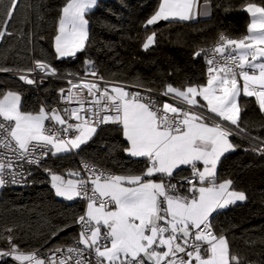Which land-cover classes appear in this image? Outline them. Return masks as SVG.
Returning <instances> with one entry per match:
<instances>
[{
  "label": "snow or ice",
  "instance_id": "snow-or-ice-1",
  "mask_svg": "<svg viewBox=\"0 0 264 264\" xmlns=\"http://www.w3.org/2000/svg\"><path fill=\"white\" fill-rule=\"evenodd\" d=\"M97 6L98 0H67L60 9L53 37L57 60L74 59L86 51L90 42L86 16ZM211 6V0L203 4L200 0H160L143 27L208 17ZM18 7L19 0H0L4 15L0 40L12 35L7 24ZM244 10L251 16L248 35L233 39L221 33L213 47L194 53V59L203 56L207 65L206 84L181 89L167 83L159 91L160 96L179 98L188 108L167 101L160 104L152 95L157 90L143 83L105 81L87 57L83 76L60 73L43 60H35L34 68L15 70L27 85L38 83L30 77L39 71L67 78L69 87L58 93L65 107L42 103L38 111L23 110L22 93L0 91V188L24 186L32 175L29 169L39 167L49 156L78 155L107 124L119 126L127 142L123 151L131 158H143L145 168L139 174L117 175L84 157L82 171L67 173L73 178L45 168L57 197L86 201L84 213L74 220L80 228L78 238L43 253L39 248L26 252L13 243L15 226L8 227L6 236L0 234V240L8 242L6 250L0 249L3 264L9 258L15 264H241V257L231 254L223 231H214L212 220L214 213L247 200L244 191L233 187L232 179L220 180L217 172L221 159L240 147L232 138L248 135L241 126V95L254 97L264 113V6L248 3ZM156 43L153 31L142 49L148 51ZM9 71L13 69L0 68V72ZM195 108L206 109L219 119L209 122L211 118ZM251 140L258 141V146L244 151L264 155V139ZM182 166L191 170L190 176L171 183ZM181 181L187 184V194L181 192L185 187Z\"/></svg>",
  "mask_w": 264,
  "mask_h": 264
},
{
  "label": "trees",
  "instance_id": "trees-1",
  "mask_svg": "<svg viewBox=\"0 0 264 264\" xmlns=\"http://www.w3.org/2000/svg\"><path fill=\"white\" fill-rule=\"evenodd\" d=\"M66 2L19 0V7L7 24L12 35L0 40V68L13 69L0 72V91L22 93L25 111H38L42 103L58 106L59 89L68 85L67 80L61 78H49L37 86L27 85L10 73L32 68L35 60L51 63L60 73L78 72L83 76L87 57L95 62L105 81L127 85L143 83L158 92L167 83L181 89L204 84L207 65L203 56L194 59V53L201 47L208 48L221 33L233 39L246 36L250 21L244 10L246 4L264 6V0H211V15L207 18L189 22L161 21L146 30L144 22L157 9L160 0H99L98 6L86 16L90 27L86 51L74 59L57 60L53 37L60 9ZM3 19L0 8V20ZM153 31L157 32V43L144 51L142 44ZM239 103L244 109L241 126L247 129L248 135L232 138L240 147L221 159L217 172L220 180L232 179L233 187L244 191L247 200L214 213L212 223L217 234L223 231L227 236L230 252L241 257V264H264V155L244 151L258 146L259 142L251 137L264 139V113L260 112L254 97L241 95ZM126 146L119 126H101L78 155L49 156L35 168L30 185L2 188L0 234L6 236L5 229L15 226L13 243L26 252L39 248L43 253L54 245L72 244L79 235V226L74 220L84 212L85 204L79 199L68 202L57 197L44 169L67 176L69 171L78 170L77 160L84 157L117 175L129 171L139 174L145 168V161L127 156L123 151ZM189 172L188 167L177 170L171 183L177 184L178 178ZM186 189L187 184L181 192ZM54 232L57 235L52 236ZM7 246L6 239L0 240V249L5 250ZM8 264L15 262L8 259Z\"/></svg>",
  "mask_w": 264,
  "mask_h": 264
},
{
  "label": "built area",
  "instance_id": "built-area-1",
  "mask_svg": "<svg viewBox=\"0 0 264 264\" xmlns=\"http://www.w3.org/2000/svg\"><path fill=\"white\" fill-rule=\"evenodd\" d=\"M215 43H216V41L213 43V44H211L209 47H213L214 45H215ZM208 47V48H209ZM35 67V65H34V62L32 63V68H34ZM10 73H12V74H14V75H17V76H19V74L20 73H18V72H10ZM30 78H34V79H36L37 81H38V83L36 84V85H34V86H37L40 82L39 81H41V79H43V82L42 83H45V82H47V80L49 79V78H58V77H52V76H45L44 74H42V73H40L39 71H36V72H33L32 74H31V77ZM61 79H64V80H67V78H61ZM69 87V85H66V86H64V87H62V88H64V89H67ZM133 91H136V90H140V91H143V89H136V88H133V87H130ZM85 95H86V92H85ZM152 95H154L155 97H156V99L159 101V103H160V99L162 98V97H164V96H160L159 95V92L158 91H156V92H154V93H152ZM182 103V105H181V107L182 108H188L189 106L188 105H186L184 102H181ZM59 105H64L63 103H61L60 101H59ZM65 106V105H64ZM72 106H76V105H72ZM193 111H203L204 112V114H206L208 117H210L211 119H210V121H212L213 122V120H218L219 118L218 117H215V114H212V113H209V112H207V110L206 109H203V110H201V109H199V108H195V109H192ZM102 126H118V125H113V124H107V125H102ZM48 159V158H47ZM47 159H45V160H43L42 161V163L44 162V161H46ZM89 162V161H88ZM90 163H92V162H90ZM77 164H78V170H81L82 171V169H81V159H78L77 160ZM99 168H101V169H104L105 171H107V172H111V173H113L112 171H110L109 169H107V168H103V167H100V166H98ZM35 168H37V166H32L29 170L31 171V173H32V175L30 176V177H28V182L24 185V186H28V185H30L31 183H32V181H33V172H34V170H35ZM55 172H57L58 174H61L62 175V173H60V172H58V171H55ZM82 174H83V172H82ZM114 174V173H113ZM190 174H191V170H190V172H189V174H187V175H185V176H190ZM178 181H180V178H178ZM181 182H183V181H181ZM183 183H185L186 184V182H183ZM9 186H14V187H24V186H20V185H7V186H5V187H3V188H6V187H9ZM2 189V188H1ZM182 193H184L185 194V192H182ZM80 200V199H79ZM80 201H82L84 204H85V206H86V201H84V200H80ZM85 206H84V211H85ZM84 213V212H83ZM82 213V214H83ZM81 214V215H82ZM79 226V225H78ZM79 231H80V228H79ZM78 238V237H77ZM7 248H8V246H7ZM6 248V249H7ZM5 249V250H6ZM9 260H11L10 258H9Z\"/></svg>",
  "mask_w": 264,
  "mask_h": 264
},
{
  "label": "crops",
  "instance_id": "crops-1",
  "mask_svg": "<svg viewBox=\"0 0 264 264\" xmlns=\"http://www.w3.org/2000/svg\"><path fill=\"white\" fill-rule=\"evenodd\" d=\"M98 2H99V0H98ZM200 3L201 4H203L204 3V0H200ZM247 5V4H246ZM258 5V4H257ZM246 7V6H245ZM249 14V13H248ZM210 15H211V8H210ZM209 17V16H208ZM249 17H250V21H249V24L251 23V16H250V14H249ZM202 18H207V17H199V18H197V19H202ZM196 19V20H197ZM249 33L247 32V35H248ZM90 79V78H89ZM108 82H113V81H108ZM204 84H206V82L204 83ZM125 85H127V84H125ZM104 86V82H101V87H103ZM127 90H129V91H133L130 87H128V89ZM197 99L199 100L200 98L199 97H197ZM165 101H167V102H169V103H173L175 106H178V107H181V105H182V103L181 102H183V101H181L179 98H176V99H173V98H171V97H162L161 99H160V104H162V103H164ZM60 106L61 105H58V106H54V107H58V108H60ZM209 122H212V121H209ZM200 167H202V165H199ZM182 167H187V166H182ZM65 176V175H64ZM65 178L67 179V178H73V177H68V175L67 176H65ZM153 179L154 180H158V177H153ZM0 190H1V188H0ZM185 194H187V191L185 192ZM85 208H86V206H85Z\"/></svg>",
  "mask_w": 264,
  "mask_h": 264
},
{
  "label": "water",
  "instance_id": "water-1",
  "mask_svg": "<svg viewBox=\"0 0 264 264\" xmlns=\"http://www.w3.org/2000/svg\"><path fill=\"white\" fill-rule=\"evenodd\" d=\"M63 107H65V106H64V105H61V106H60V108H63Z\"/></svg>",
  "mask_w": 264,
  "mask_h": 264
},
{
  "label": "rangeland",
  "instance_id": "rangeland-1",
  "mask_svg": "<svg viewBox=\"0 0 264 264\" xmlns=\"http://www.w3.org/2000/svg\"><path fill=\"white\" fill-rule=\"evenodd\" d=\"M151 34V33H150ZM150 34H148V35H150ZM147 37V36H146ZM145 40H146V38H145ZM193 264H195V262H193Z\"/></svg>",
  "mask_w": 264,
  "mask_h": 264
}]
</instances>
